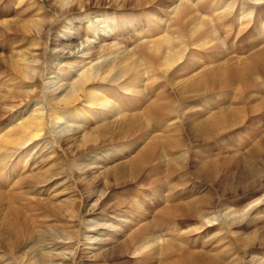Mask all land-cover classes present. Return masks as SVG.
Returning <instances> with one entry per match:
<instances>
[{
    "label": "rangeland",
    "instance_id": "1",
    "mask_svg": "<svg viewBox=\"0 0 264 264\" xmlns=\"http://www.w3.org/2000/svg\"><path fill=\"white\" fill-rule=\"evenodd\" d=\"M58 1L0 0V141L17 142L60 64L59 83L76 78L59 51L76 33L83 48L94 16L123 23L90 57L130 78L110 107H83L78 130L58 133L72 121L53 126L46 106L36 147L0 150H17L0 164V264H264V0H79L70 14ZM50 233L63 244L46 246Z\"/></svg>",
    "mask_w": 264,
    "mask_h": 264
},
{
    "label": "bare ground",
    "instance_id": "2",
    "mask_svg": "<svg viewBox=\"0 0 264 264\" xmlns=\"http://www.w3.org/2000/svg\"><path fill=\"white\" fill-rule=\"evenodd\" d=\"M253 1H258V0H253ZM73 4H76V5L79 6L81 3L79 2V0H59L58 1V5H59L60 8H62L64 5L66 6L65 9L63 8L66 14H70V12L73 9V7H72ZM67 5L69 7H67ZM176 9H177V7L174 8V10H176ZM188 11H190V9H188ZM183 15H184V13H183ZM186 16H184V17H186ZM77 19H79V18H77ZM82 19L85 20V18H82ZM92 19H94V22H92ZM92 19H91L90 22L88 21V23H87L88 26H87L86 30H88L89 27L90 28L93 27V30H89L90 33L92 31L93 35H92V37L90 39L87 38L86 34L83 35L84 36V40L81 42V44H83V48L80 49V44L79 45H75V43H74L75 40L77 41L79 39L78 36H77V33H76V34H74L73 40L69 41V43H66V46H64L65 45L64 44L61 47V51H59V52H61L60 54H61V57L63 56V58L65 57L64 55H66V54H68V55L71 54L72 55V58H71L72 60L71 61L74 60V62H70V64L67 67L69 68L68 69L69 72L70 71L75 72V75H76L75 77L76 78H74L73 80L72 79L71 80L68 79V81H66L65 84L59 83L60 81H58V80H60V78L62 76V69H63L62 68L63 65L60 64L59 67L56 68L57 72H56L55 76L49 78L46 83H43L42 95L40 97V100H36V101L33 102V107H37L36 109L33 110V112H32L33 115L31 117L25 119V121L23 120L24 123L21 122V126L19 125L18 129H16L14 131V134L18 137V139H16L17 142H15V141H12V142L11 141H0V150L4 149V152H5V150H7L8 145H12L14 147H17L20 150L23 149V147L24 148L27 147V146L29 147L32 144H33L32 148L36 147L37 144H35V143H36L37 139H39L43 135L44 128H45V123H46V115H45V113L46 112H44V108L43 107H46V106L51 107V109H52L51 112L54 115L53 126L56 125V127H57L59 125V123L64 118H69V120L72 121L69 126H65V127L61 128L58 131V133H60L61 131H68L69 129L73 130V131L76 130V129L78 130L79 127H80L79 126L80 125L79 124L80 123V121H79L80 119H79L78 116H80V110L83 107L87 108V110H86L87 116L90 114V112L96 114V112L98 110L102 111V110L106 109L107 107H110V105L108 103V100L110 98V96L108 97V95H109L108 93H110V92H108L110 85H113V86L116 85V84L122 85V84L126 83L129 80L130 77L127 78V76H126L128 71H129V68H130L129 64L119 66L120 64L117 62L118 60L116 61V59H114L112 61H107L106 59H104L106 61L103 60L102 63H98V60H96V59L92 60L93 58L90 57L91 52L93 50L95 52L96 49H98L100 47V46H98V44L96 45V41L99 40L100 35H102L105 39L108 38L109 36H106V35L110 34V31L114 30L113 29L114 27H117L118 25L121 24V23L119 24L118 22L122 21V23H123L122 18L119 16L118 18H114V19L110 18L109 20H106V19L98 18L97 16H94V17H92ZM66 20H68V19H66ZM89 20H90V18H89ZM180 20H181V17H180ZM33 27H36V24ZM68 33H70V30H69ZM66 49H68V51L66 52V54H64L63 51L66 50ZM102 49H104V48H102ZM59 52H58V54H59ZM68 52H71V53L69 54ZM55 53H57V52H55ZM80 53H83L82 56H77ZM170 55H171V52H170ZM79 57H81L82 59L80 61H77V59ZM21 59H22L21 62L23 64L22 66H25L24 64L28 62L29 58L27 59V58L22 56ZM64 59H68V58L65 57ZM117 59L120 60V57H118ZM75 60H76V62H75ZM163 60H165V59H163ZM166 60H165V62H166ZM31 62H32V60H31ZM29 63H30V61H29ZM32 63L35 64V61H33ZM32 63H31V65H33ZM36 64H38V63H36ZM33 68L29 67V66H25V69L24 68L23 69H24V72L28 73L30 71H33ZM35 71L36 70H34V72ZM251 75H252V71L250 70V72L247 74V78H249ZM129 76H131V75H129ZM31 79L32 78H30V80ZM113 86H111V87H113ZM123 86H125V85H123ZM126 87H127V85H126ZM140 88H142V87H140ZM36 94L37 93H36V89L35 88H28V90L26 92L20 93V96L19 95L18 96L21 97L22 100H24V101L26 100V102H29L32 98H34L36 96ZM153 105L155 106V104H153ZM168 107H169V105H168ZM111 108H108L106 111L109 112ZM113 110H116V109H113ZM148 118H150L149 115H148ZM151 118H153V117H151ZM84 122H85V120H84ZM72 123H74L73 126H72ZM57 128H59V127H57ZM142 128H143V126H142ZM207 136H208L207 134H204V137H207ZM52 139L59 140L58 137H52ZM48 144L49 143H45L43 148L47 147ZM16 151H17L16 149L12 150L10 152V155L14 154ZM10 155H9V153L7 154V152L4 155L1 154V156H0V164L4 163L6 158L8 156H10ZM155 159H157V158L155 157ZM87 166H90V165L79 164L78 165V171H82L83 168L84 167L87 168ZM154 166H156V165H154ZM154 166H152V168H151V170L149 172L154 170V168H155ZM249 171H250L251 175H255L256 174V171L254 169H250ZM171 173H172V170H171ZM46 179L48 180V178H46ZM191 207L192 206H188V208L185 211L183 210L184 212L180 213V216L182 218H189V217L193 216V214H194L193 210L194 209L191 208ZM138 211H139V209H138ZM176 216H178V215H177V213L175 211V213H172V214H170V215H168L166 217H168L170 220H173L174 218H176ZM114 220L116 221V219H114ZM206 220H208V219H206ZM118 221L119 222H125V220H121V218H119V220H117V222ZM159 222H162V220H159ZM159 222L157 223V226L160 225ZM84 223L88 224V226H87L88 229L87 230L94 229V231H95V230H97V227H99L101 229H107L106 231H109V232L114 231L113 230V227H114V224H115L114 222L107 223V224L106 223H101L100 224V223H97L96 221L93 222L92 220H88L87 219V220L84 221ZM97 232L98 231L94 232L93 234H97ZM45 235H46L47 239L50 240L49 243L46 246L51 245L53 247L54 245L63 244L62 243L63 241L60 238L65 239L64 236L57 237L56 236L57 234H55V233L54 234L50 233V235H47V234H45ZM42 236H44V235H42ZM103 237H105V239L103 238V240L99 241L97 244L95 243V239L96 238H94L93 236H86L84 238L88 242H94L96 245H99V249H100V248L104 247V245H105L104 241L107 240L106 239V237H107L106 235H104ZM71 238H73V237L70 236V238H68V239H71ZM55 249H58L59 251H58L57 254H52V255L56 256V257H61V259L65 260L67 258V256H71L72 255L70 252H67V249L65 247L60 246L59 248H55Z\"/></svg>",
    "mask_w": 264,
    "mask_h": 264
}]
</instances>
